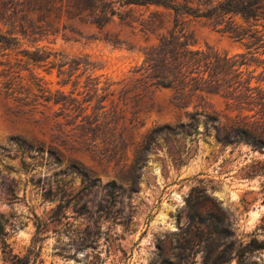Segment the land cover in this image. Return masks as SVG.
I'll return each instance as SVG.
<instances>
[{"label":"rangeland","instance_id":"obj_1","mask_svg":"<svg viewBox=\"0 0 264 264\" xmlns=\"http://www.w3.org/2000/svg\"><path fill=\"white\" fill-rule=\"evenodd\" d=\"M67 24L79 34L43 44L78 68L58 74L57 54L35 71L87 109L17 116L0 101V264H264V148L224 144L202 115L193 130L171 89L134 85L153 37L118 17ZM192 27L195 47L245 50L209 21ZM257 110L239 117L259 120Z\"/></svg>","mask_w":264,"mask_h":264},{"label":"trees","instance_id":"obj_2","mask_svg":"<svg viewBox=\"0 0 264 264\" xmlns=\"http://www.w3.org/2000/svg\"><path fill=\"white\" fill-rule=\"evenodd\" d=\"M114 17L138 28L147 38L153 37L142 49L134 85L171 89V103L183 108L193 130L197 116L202 115L204 132L212 125L224 144L246 142L256 149L264 148V65L257 75L258 66L250 69L253 63H264L254 56L264 54V0H0V101L7 112L31 117L43 114L49 105H58L57 119L67 116L66 110H86L81 104L90 99L84 97L78 103L72 92H52L35 67H54L58 54V74L64 73L66 64L68 72L77 69L79 61H63V54L52 52L43 42L52 43L58 35L66 37L67 31L79 34L68 21L102 28ZM197 20L209 21L241 42L245 50L231 54L195 47L192 23ZM211 95L234 104L238 114L232 117L209 110ZM255 107L258 110L252 116L260 113L259 120L249 122L247 115L239 117L243 110ZM85 117L82 124L89 123ZM138 162L136 155L131 168Z\"/></svg>","mask_w":264,"mask_h":264}]
</instances>
